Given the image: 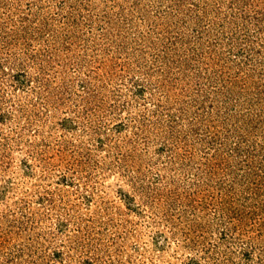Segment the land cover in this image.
I'll use <instances>...</instances> for the list:
<instances>
[{"label":"rangeland","instance_id":"obj_1","mask_svg":"<svg viewBox=\"0 0 264 264\" xmlns=\"http://www.w3.org/2000/svg\"><path fill=\"white\" fill-rule=\"evenodd\" d=\"M0 264H264V0H0Z\"/></svg>","mask_w":264,"mask_h":264}]
</instances>
